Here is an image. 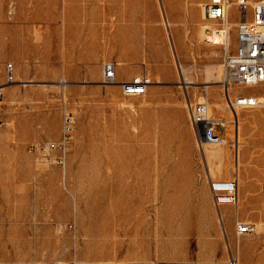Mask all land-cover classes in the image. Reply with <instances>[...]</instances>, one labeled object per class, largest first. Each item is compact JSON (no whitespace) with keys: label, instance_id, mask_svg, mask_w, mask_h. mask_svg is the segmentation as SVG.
Segmentation results:
<instances>
[{"label":"rangeland","instance_id":"374dc122","mask_svg":"<svg viewBox=\"0 0 264 264\" xmlns=\"http://www.w3.org/2000/svg\"><path fill=\"white\" fill-rule=\"evenodd\" d=\"M118 1L0 0V264H264V84L225 96L223 41L195 30L209 0H122L133 37L124 46L111 38ZM106 61L118 80L148 78V93L103 84ZM238 94L262 104L232 114L226 100ZM62 98L75 123L58 166L38 147L62 136ZM190 102L239 118L222 174L238 181L236 206L214 205ZM239 223L253 229L237 239Z\"/></svg>","mask_w":264,"mask_h":264},{"label":"built area","instance_id":"2783aa9c","mask_svg":"<svg viewBox=\"0 0 264 264\" xmlns=\"http://www.w3.org/2000/svg\"><path fill=\"white\" fill-rule=\"evenodd\" d=\"M230 12V18L237 23L225 26L220 22V13ZM203 20L205 22H218L224 25L227 34H233L230 44H224L222 54V68L224 71L223 84H231V91H237L244 86H260L264 84V0H209L203 6ZM231 32V33H230ZM14 65L9 64L7 76L11 79ZM105 85H119L124 97L144 96L150 86L145 76H133L129 80H118L117 64L107 61L103 64L102 80ZM236 86L237 88H233ZM4 87L0 86V100L4 98ZM226 96V93H225ZM64 110V122L62 136L58 141L47 142L38 150V159L45 163L62 166L66 161V154L71 143L74 130V118L66 108L67 101L62 98ZM227 107L232 112L239 108H252L260 106L261 99L254 94H238L236 100H226ZM189 121L197 131L200 143H220L223 140L225 126L223 123L211 118L209 108L205 102H190L187 105ZM217 127L223 128L219 133ZM210 191L217 207L233 206L238 201V183L229 179H210ZM253 227L249 224L236 225V237L247 236V232ZM235 263V257H232ZM96 264H113L110 262H98ZM135 264H219L218 262H206L190 260L187 262H164L148 260ZM231 264V263H230Z\"/></svg>","mask_w":264,"mask_h":264},{"label":"bare ground","instance_id":"6f19581e","mask_svg":"<svg viewBox=\"0 0 264 264\" xmlns=\"http://www.w3.org/2000/svg\"><path fill=\"white\" fill-rule=\"evenodd\" d=\"M252 1H255V0H252ZM205 4V3H204ZM204 4L202 5V9H201V12H202V19H203V6H204ZM119 12H120V17L123 19H120L121 21H126V18H127V12H129V10L128 9H126V8H124V9H119ZM124 13L126 14V15H124ZM96 17V16H98V14L97 15H95V14H93L92 15V18L93 17ZM116 20L117 21H119V17H118V15H117V17H116ZM220 22H224V25L225 26H232L231 24H236L237 22L236 21H234V20H232V18H230V12H221L220 13ZM218 23V22H217ZM219 24V26H220V28H218V29H215V30H211V27H210V25H211V22H205L204 23V26H203V30H204V36H203V40H205L206 41V43H209V44H218L220 41H223L222 42V45H223V47H224V44H230L231 43V34H227L226 33V31H225V28H224V25L223 24H220V23H218ZM202 25H203V23H202ZM89 28V30L91 31H93V32H96L95 30V28L93 27V26H89L88 27ZM210 32V33H209ZM231 33V32H230ZM208 34H210V35H208ZM120 41H122V42H124V43H122L121 44V46L123 45H125V42H127L126 40H120ZM199 41H201V40H199ZM198 41V42H199ZM213 53V52H212ZM107 62V61H106ZM105 63V62H104ZM223 69V68H222ZM14 71V70H13ZM183 72V71H182ZM185 79V78H184ZM149 80V79H148ZM187 81V80H186ZM12 82H14V73H13V75H12V77H11V79L9 78V76H8V83H12ZM188 82V81H187ZM223 82H224V71H223ZM222 82V83H223ZM149 83H150V80H149ZM189 83H191V82H189ZM117 85V84H116ZM119 86V85H118ZM234 87H236V86H234ZM233 87V88H234ZM244 87H253V86H244ZM223 88H224V91H225V93H227V94H229L230 92H231V84H223ZM4 90H5V88H4ZM237 99V96H235V97H233V98H231V97H229L228 98V100H236ZM261 99V98H260ZM263 99V98H262ZM263 101H264V99H263ZM206 103V102H205ZM264 104V103H263ZM189 105V104H188ZM207 105H208V108H209V112H210V116H212L213 115V112H212V107H211V105L209 104V103H207ZM225 105V104H224ZM227 105V104H226ZM215 106V105H214ZM219 106V105H218ZM221 107V106H220ZM258 107V106H257ZM223 108V107H222ZM221 108V109H222ZM252 108H255V107H252ZM225 109V108H224ZM229 109V108H228ZM240 109H248V108H239V109H237V111L238 110H240ZM225 111V110H224ZM231 111V110H230ZM237 111L236 112H232V114L233 113H237ZM188 115H189V112H188ZM235 116V115H234ZM211 118H213V117H211ZM213 119H215V118H213ZM223 119V118H222ZM215 119L216 121H218V122H220V123H223V125L225 126V129H227V131H228V128H229V126H230V124H236V140H237V143H239V140H240V130H241V128H240V125H239V118L237 117V119L235 120V122L234 121H230V120H227V119ZM243 123V122H242ZM235 127V126H234ZM226 131V130H225ZM231 135V134H230ZM227 136H228V132L226 133V136L223 134V140H222V142H220V143H204L205 144V149L207 150V152H206V155L209 157V159H210V162H211V164L215 167V169L217 170V172H219V173H223V168H224V159H225V156H226V152H227V149L224 147V146H226L227 144H228V141H227ZM230 137V136H229ZM232 138H233V136H232ZM209 144V146H207ZM236 146V145H235ZM240 146V145H239ZM234 148V147H233ZM237 149H238V146H237ZM236 154V153H235ZM235 157V156H234ZM236 158V157H235ZM235 160V159H234ZM235 162V161H234ZM237 164V163H236ZM236 166V165H235ZM228 167V166H227ZM238 168V167H237ZM237 170H239V169H237ZM213 179V178H212ZM214 180H217V179H214ZM234 180H236V179H234ZM237 181V180H236ZM237 183H238V181H237ZM209 189H210V187H209ZM238 190H239V185H238ZM211 192V191H210ZM214 201V200H213ZM238 202H239V198H238V201H237V203L235 204V205H233V206H236L237 204H238ZM214 205H215V203H214ZM216 206V205H215ZM224 206H226V205H224ZM217 207V206H216ZM222 207V206H221ZM218 208H220V207H218ZM99 262H110V261H99ZM182 262H187V261H182ZM96 263H98V262H96ZM96 263H94V264H96ZM110 263H113V262H110ZM231 264H234V263H232V262H230ZM113 264H115V263H113ZM117 264H122V263H117ZM125 264V263H124ZM225 264V263H224ZM227 264V263H226ZM229 264V263H228ZM235 264H237V262H235Z\"/></svg>","mask_w":264,"mask_h":264},{"label":"crops","instance_id":"0c3cea01","mask_svg":"<svg viewBox=\"0 0 264 264\" xmlns=\"http://www.w3.org/2000/svg\"><path fill=\"white\" fill-rule=\"evenodd\" d=\"M204 4V3H203ZM202 4V5H203ZM117 9H116V12H115V17H114V21H113V26L115 27V30L113 31V34H112V37L111 38H113L114 40H118V41H120V40H126V41H130V42H132V40H133V37H132V32H131V23L129 22V20H128V18H129V12H127V18H126V21H121L120 19H122L119 15H120V12H119V9H124V8H126V9H128L127 8V6H125L124 4H123V1L122 0H119L118 1V3H117V7H116ZM201 13V15H200V17H202V12H200ZM93 14V13H92ZM94 14L95 15H97L98 13L97 12H94ZM101 13H99L98 14V16L100 15ZM117 15H118V17H119V21H117L116 20V17H117ZM124 15H126L125 13H124ZM102 16H106V14H105V12H103L102 13ZM97 17V16H96ZM94 18H95V16H94ZM123 20V19H122ZM205 23V22H204ZM204 23H203V26H204ZM203 26H202V23H197L196 24V27H195V30H196V34H197V37L200 35V33H201V29L203 28ZM127 28V32H124V28ZM129 28V29H128ZM97 30V29H96ZM105 31V30H104ZM98 32V31H97ZM110 38V39H111ZM180 39H183V38H180ZM131 45V44H130ZM123 46V45H122ZM129 49H130V46H129ZM128 71L129 70H127V73H128ZM120 82H121V80H119ZM124 81V80H123ZM217 104V103H216ZM226 133H227V129H226V131L224 132V135L226 136ZM205 145V144H204ZM206 152H207V150L206 149H204V156H205V158H208V160H209V163H210V167H213V169L211 170V168H210V171H211V173H210V176H212L213 178L214 177H219V178H221V179H223L222 178V174L223 173H219V172H217V170L215 169V167L211 164V162H210V159H209V157L206 155ZM238 198H239V195H238ZM230 264V263H229Z\"/></svg>","mask_w":264,"mask_h":264}]
</instances>
